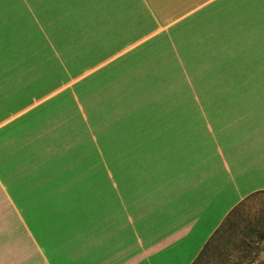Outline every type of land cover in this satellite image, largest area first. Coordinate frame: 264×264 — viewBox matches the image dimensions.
<instances>
[{"label": "crops", "instance_id": "0c3cea01", "mask_svg": "<svg viewBox=\"0 0 264 264\" xmlns=\"http://www.w3.org/2000/svg\"><path fill=\"white\" fill-rule=\"evenodd\" d=\"M30 1L0 0V264H192L264 193V0Z\"/></svg>", "mask_w": 264, "mask_h": 264}, {"label": "rangeland", "instance_id": "374dc122", "mask_svg": "<svg viewBox=\"0 0 264 264\" xmlns=\"http://www.w3.org/2000/svg\"><path fill=\"white\" fill-rule=\"evenodd\" d=\"M19 2L22 11L28 10L27 18H32V1ZM151 8L153 13L159 14L153 4ZM27 22L30 23V19ZM14 32L11 30L8 35L12 36ZM193 264H264V193L244 200L231 223Z\"/></svg>", "mask_w": 264, "mask_h": 264}, {"label": "trees", "instance_id": "16d2710c", "mask_svg": "<svg viewBox=\"0 0 264 264\" xmlns=\"http://www.w3.org/2000/svg\"><path fill=\"white\" fill-rule=\"evenodd\" d=\"M258 194V193H257ZM243 203V201L239 204H237L229 213L228 215L225 217V219L223 220V222L221 223V225L216 229V231L211 235V237L208 239V241L206 242V244L204 245L203 249L201 250V252L199 253V255L197 256V258L194 260L193 263H195L199 257L202 255V253L204 252V249L207 248L208 245H210L216 238L217 236L222 232V230L224 229L225 226H227L228 224L231 223V219L234 218V216L237 213V210H239L241 204ZM192 263V264H193Z\"/></svg>", "mask_w": 264, "mask_h": 264}]
</instances>
